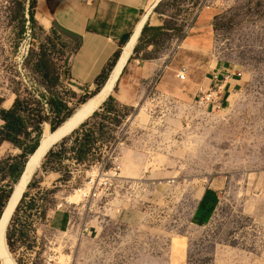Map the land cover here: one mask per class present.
<instances>
[{"label":"rangeland","instance_id":"1","mask_svg":"<svg viewBox=\"0 0 264 264\" xmlns=\"http://www.w3.org/2000/svg\"><path fill=\"white\" fill-rule=\"evenodd\" d=\"M158 5L152 12L165 31L140 35L124 70L165 57L187 65L185 87L200 79L202 66L208 75L240 73V87L215 110L196 104L200 93L153 98L147 87L133 106L114 104L115 112L97 121L101 131L92 124L85 165L76 162L75 151L44 158L7 230L17 264H44V254L54 252L68 264H264V0ZM29 6V0H0L5 109L15 99L12 90L27 81L24 57L44 37L38 24L29 23ZM191 39L192 54L179 55ZM121 76L110 97L122 89ZM67 89L75 93L65 96L73 112L96 93L95 86L89 90L73 82ZM53 132L45 123L43 135ZM21 161V149L0 146V195L14 187L11 178ZM93 171L111 183L102 199L91 201V211L80 204L71 226L69 217L63 229L47 226L56 203L76 195ZM103 203L108 206L98 208ZM90 221L95 231L80 235L81 225Z\"/></svg>","mask_w":264,"mask_h":264},{"label":"crops","instance_id":"2","mask_svg":"<svg viewBox=\"0 0 264 264\" xmlns=\"http://www.w3.org/2000/svg\"><path fill=\"white\" fill-rule=\"evenodd\" d=\"M155 1L35 0L34 19L38 26L45 31H49L53 25H56L68 34L78 37L77 50L75 53L69 54L67 58L71 82L79 86H86L90 90L92 86L96 87L97 77L111 61L114 54L119 49L122 51L124 45H121V41L126 36L130 38L133 32L135 34L141 28L146 14L145 24L148 23L149 27L163 25V20L155 18L154 12L149 14ZM205 17L203 15L201 18ZM193 45L195 43L192 39L185 40L184 48L181 50L183 52L179 51V55L192 54L195 49ZM140 61L143 62V60ZM201 68L200 79L190 81L189 87L183 86L182 81L177 78L179 71L187 72V65L177 64L172 59L166 60L165 57L140 68L134 66L123 69L124 72L121 73L122 89L112 96L114 104L133 106L141 99V95L147 87L150 88L149 96L153 98L173 99V97H188L189 94L195 98L197 93L205 92L210 88L213 74L226 71L212 72L211 75H208V68L203 66ZM240 85L241 79L229 81L222 95V103H227L228 97L236 92ZM0 124H2L1 120ZM67 218L65 212L54 211L51 215H47V226L55 227L56 225V228L63 229Z\"/></svg>","mask_w":264,"mask_h":264},{"label":"trees","instance_id":"3","mask_svg":"<svg viewBox=\"0 0 264 264\" xmlns=\"http://www.w3.org/2000/svg\"><path fill=\"white\" fill-rule=\"evenodd\" d=\"M29 1L30 6L27 11L29 23L32 27H35L37 25L34 19L35 0ZM158 6H156L155 11ZM37 29L41 31L44 37L38 42L36 50L30 49L24 57L22 65L27 72V81L25 80L24 84H21L20 90L17 87L12 90L15 94V99L10 108L5 109L0 105V120L2 121L0 126V146L7 142L13 147L22 150V161L11 178L13 184L17 182L23 172L28 157L37 149L44 133V124L47 123L50 131L53 132L73 114L69 101L65 98L66 94L70 97L75 96L73 91L67 89V85L72 83L67 55L73 54L77 50L79 46L78 37L68 34V32L56 25H53L48 32H45L38 25ZM163 31H165V27H149L147 25L143 27L140 35L142 37L146 32L158 35ZM128 38L129 36H126L121 41V45H125ZM137 51L138 46L134 48V52ZM120 53L121 50L119 49L97 77L95 81L96 93L93 96L99 93L116 64ZM16 85H20V83ZM1 102L2 100L0 99V104ZM114 107V99L109 96L90 118L74 130L71 135L54 146V148H60V150L56 151L54 148L50 150L46 156L47 160L62 159L65 158V156H62L63 152L75 151L76 162H84L85 165L92 147L95 129L93 127H95L94 125L100 126L99 131H101L104 126L97 121L102 120L110 112L114 113ZM100 109L101 111H99ZM92 124L94 125L92 126ZM12 190L13 187L10 186L4 195H0V215ZM23 201L22 199L16 214L21 210L20 207ZM31 207L32 205H29L28 209ZM26 227L27 225H24L22 229Z\"/></svg>","mask_w":264,"mask_h":264},{"label":"bare ground","instance_id":"4","mask_svg":"<svg viewBox=\"0 0 264 264\" xmlns=\"http://www.w3.org/2000/svg\"><path fill=\"white\" fill-rule=\"evenodd\" d=\"M158 0L155 1V3L153 4V6L157 3ZM152 6V7H153ZM151 7V8H152ZM148 13V12H147ZM147 14L144 16V21L143 24L140 26L141 28H139L136 33L134 34V36L131 38V40L128 42V44H126L121 53L122 55L120 56L119 61L117 62L116 67L112 70L111 74L108 76V80L106 82V84H104L102 86V88L100 89L99 93L96 94L95 96H93L92 98L88 99L85 103H83L82 105H80L74 112L73 114L66 119L52 134H44L42 135L40 142L38 147L40 146V148L38 149L37 147V151L35 150L33 154H31L27 160L28 167L27 170L21 180V182L19 181V178L17 180V182L15 183L12 193L15 190V193L12 196V199L10 201L8 210H7V216H9V214L13 211V209L15 208V206L17 205L21 194L26 191V189L28 188L29 183L31 182L33 176L35 175V173L37 172V170L40 168L41 163L44 160V154L47 151V149H49V147L55 143L57 140H59V138H61L62 136H64L67 132H69L72 128H74L75 126H77L86 116H89L91 113H93L95 110H98L100 104L107 99L108 96L111 95V93L114 90V86L116 84V82L118 81V78L121 74V72L123 71L124 67L126 66L132 52H133V48L135 47L137 41H138V36L140 34V31L142 29V27L145 25V20H146ZM26 162V163H27ZM26 166V165H25ZM21 176V175H20ZM11 193V195H12ZM76 193V195H74ZM75 193H73L74 196H68V200L70 202H74L71 200H77V197H79L81 195V193H79V191H76ZM10 195V196H11ZM81 198V196H80ZM79 198V199H80ZM75 203V202H74ZM7 235V233H6ZM6 239V236H5ZM0 262L1 264H17L15 262V260L13 259L12 255L10 254L9 250H8V245H7V239L1 243L0 245Z\"/></svg>","mask_w":264,"mask_h":264},{"label":"built area","instance_id":"5","mask_svg":"<svg viewBox=\"0 0 264 264\" xmlns=\"http://www.w3.org/2000/svg\"><path fill=\"white\" fill-rule=\"evenodd\" d=\"M204 8V7H202ZM138 63V61L136 62ZM186 77L185 70H181L177 73V78L181 81H184ZM241 74L236 73L234 71L226 70L223 73H215L211 76V85L210 88L205 92H200V94L196 97V104L205 108L206 110H215L221 107L222 105V95L226 90V85L229 81L233 79H240ZM118 167L113 168L114 175H116V171ZM103 177H106L108 174L107 171L103 173ZM111 183L105 179L101 178V175L97 174V172L93 171L91 174H88L85 180L80 185V188L76 191L81 193V198L79 203L70 202L67 197L62 199L60 202L56 203L55 211H62L67 214L69 217V224L71 226V219L75 218V214L79 215V205L81 204V208L84 211H91L94 207L92 202H95L98 199H102L101 195H103L104 191L109 190ZM74 191V193L76 192ZM108 206V203H103L102 207L104 208ZM91 221L89 223H84L81 225L80 235H91L92 231H95V227L92 226ZM72 228V227H71ZM55 253V252H54ZM54 253L44 254V264H68L67 261H62L60 254L58 255Z\"/></svg>","mask_w":264,"mask_h":264},{"label":"water","instance_id":"6","mask_svg":"<svg viewBox=\"0 0 264 264\" xmlns=\"http://www.w3.org/2000/svg\"><path fill=\"white\" fill-rule=\"evenodd\" d=\"M161 0H158L157 1V3L150 9V11H149V14H150V12H152V10L153 9H155V7L158 5V3L160 2ZM144 27V26H143ZM143 27H142V29H143ZM142 29H141V31H140V34H141V32H142ZM140 34H139V37H140ZM132 35H133V33L131 34V36H130V38L128 39V41L126 42V44H128V42L131 40V38H132ZM139 39V38H138ZM125 44V45H126ZM124 45V46H125ZM123 46V47H124ZM135 48V47H134ZM134 48H133V50H134ZM123 49V48H122ZM122 55V53L120 54V56ZM120 56H119V58H118V60H117V62L119 61V59H120ZM117 62H116V64L114 65V67L112 68V70L116 67V65H117ZM112 70H111V72H112ZM111 72L109 73V75L111 74ZM108 75V76H109ZM109 78V77H108ZM108 78H107V80H108ZM107 80L105 81V83L104 84H106V82H107ZM115 87V86H114ZM109 97V96H108ZM107 97V98H108ZM106 100H104L101 104H100V106L105 102ZM99 106V107H100ZM99 109V108H98ZM96 111V110H95ZM94 111V112H95ZM93 112V113H94ZM93 113H91L89 116H86L77 126H75L74 128H72L69 132H67L64 136H62L61 138H59V140H57L55 143H53L50 147H49V149H47V151L45 152V154L43 155L44 156V158H46V156H47V154L50 152V150H52L53 148H54V146H56V144H58L59 142H61L63 139H65L66 137H68L69 135H71L72 134V132L74 131V130H76L81 124H83L88 118H90L91 116H92V114ZM39 143H41V142H39ZM40 146H41V144H40ZM40 146L38 147V149L40 148ZM37 149V150H38ZM36 150V151H37ZM29 162V161H28ZM26 163V166H25V168H24V170H23V172L21 173V176L19 177V181L18 182H21V180H22V178H23V176H24V174H25V172H26V170H27V167H28V164L29 163ZM15 190L16 189H14V192L12 193V195L8 198V200H7V202H6V204H5V206H4V208H3V211H2V213H1V215H0V245H1V243L2 242H4L6 239H5V236H6V233H7V230H8V227H9V224H10V222H11V219H12V217L14 216V214H15V212H16V210H17V208H18V205L20 204V202H21V200H22V198L24 197V194H25V191L21 194V196H20V199H19V201H18V203H17V205L15 206V208L13 209V211L9 214V216H7V210H8V207H9V204H10V201H11V199H12V196H13V194L15 193ZM1 263V262H0Z\"/></svg>","mask_w":264,"mask_h":264}]
</instances>
